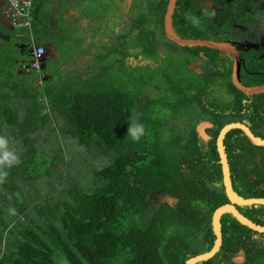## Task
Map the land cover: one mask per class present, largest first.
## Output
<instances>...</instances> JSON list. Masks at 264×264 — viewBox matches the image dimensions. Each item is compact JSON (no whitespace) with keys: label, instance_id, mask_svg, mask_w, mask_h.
I'll return each instance as SVG.
<instances>
[{"label":"trees","instance_id":"1","mask_svg":"<svg viewBox=\"0 0 264 264\" xmlns=\"http://www.w3.org/2000/svg\"><path fill=\"white\" fill-rule=\"evenodd\" d=\"M168 2L150 0L139 20L140 10H136L131 30L121 34L109 30L99 37L100 42H116L105 56L104 45L99 51V42L92 37L88 43L87 36L71 43L77 44L70 46L75 54L62 51V55H68L66 59L73 60L78 76L73 85L57 82L56 91L44 90L45 99L51 104V120L46 118L50 116L48 104L47 112L45 108L41 110L38 92L28 88L20 92L14 88L12 74L5 72L15 65L11 58H18L22 73L15 75L19 79L35 73L36 86L42 88L47 80L59 78L57 74H43L47 60L53 59L48 57L52 51L45 45L48 41L56 44V40L53 33L48 35L37 24L40 16L34 8L36 0L30 25L4 29L0 21V33L5 31L8 39L5 46L0 45V78L7 75L10 81L7 84L6 79L0 80V135L20 145L15 137L21 134L23 144L16 145L20 164L6 169L9 174L0 182V264H186L212 249L216 240L213 215L228 201L217 140L224 126L248 123L247 106L242 99L249 97L232 82V65L218 62L220 51L206 47L174 44L181 54L163 53L175 60V65L163 64L164 71L178 77L185 73L184 67L198 58L183 53L205 52L209 70L204 79L199 78L200 89L186 84L185 77L174 84L170 75L166 78L162 72L141 77L140 69L153 67L152 59L165 60H161L159 34L151 28H163ZM148 24L150 27H146ZM134 29L139 33L132 39ZM191 31L184 35L206 38L205 33ZM162 36L168 41L164 31ZM37 47L45 48L48 59H43L41 72L27 71L23 66L31 62ZM132 54L149 62L143 67L130 65ZM98 57L105 64L103 70L92 61ZM51 63L55 71L62 70L55 60ZM163 65L157 64L153 69L162 70ZM5 86L8 92L2 91ZM13 93L23 102L31 101L22 102L26 104L23 121L18 109L8 104L13 103ZM223 94L233 99H225ZM200 119L216 125L209 143L195 130ZM133 121L145 127V135L139 141L128 136ZM54 123L61 127L60 131L48 128ZM262 124L255 123L252 132L264 139ZM68 136L75 140L74 147H81L78 152L65 144ZM40 137L44 143H38ZM225 143L237 180L249 182L245 198H264V190L259 195L251 192L255 188L252 179L243 175L249 172L246 169L250 163L251 173L258 176V186H264V148L253 145L241 129L230 131ZM102 160L109 164L103 165ZM54 182L63 185L62 190L56 197L43 196V185L50 183L55 190ZM153 193L173 197L178 203L174 207L164 203L157 209L149 201ZM256 208L260 209L256 213L259 221L264 206ZM243 214L252 218L250 209ZM223 225L221 252L198 264H231L241 251L247 255V264H264V254H259V258L250 256L251 250L264 249V235L241 225L232 215L223 219ZM253 235H259L263 243L254 241ZM191 237L204 245L202 253L189 254L185 241Z\"/></svg>","mask_w":264,"mask_h":264},{"label":"flooded vegetation","instance_id":"2","mask_svg":"<svg viewBox=\"0 0 264 264\" xmlns=\"http://www.w3.org/2000/svg\"><path fill=\"white\" fill-rule=\"evenodd\" d=\"M125 1L126 0H124L123 2V7L125 10V13L123 15L124 18L122 17L121 19V22L124 24V30H125L123 33L131 30V25H132L130 24L131 19L137 18L136 10L137 9L140 10V13H138L139 17L137 18L139 20V18L142 16V14L145 12L147 8L145 0H141V1L133 0V5L129 9V16H128L130 22L127 25ZM153 1L158 3V0H153ZM164 1H167V0H164ZM174 10L175 12L173 15L172 26H173L174 32L179 38L184 39V40H206V41H212V42H217V43H222V44L227 43V44L232 45L237 50L241 58L240 79L242 83L248 88H254L258 90L264 88V31L262 30V28H264L263 27L264 0H177ZM255 12H258V13L260 12V14H256ZM192 21L195 26L191 25ZM197 26H201L202 30L206 34V38L204 39L195 38L194 39V38L188 37L187 35L186 36L184 35L188 33L190 29H192L191 31L192 33L199 31ZM146 27H150V25L148 24ZM157 28H160V27H157V26L152 27L151 31H155ZM161 29L162 31L165 32V35L168 39V41L165 40L167 42L166 44H170V43L173 44V47L172 45H170L169 47L171 49H174V46H175L174 44L176 43L171 41L168 38L166 34V29H165V22L163 24V28ZM138 33L139 31L137 29H134L133 37L137 35ZM105 41H107V39H105ZM113 43L115 42H110V41L105 42L104 48H103L104 56L106 55V52L108 51V48H106L105 46L108 44H113ZM159 46H160L159 47L160 53L162 54L163 57H166L165 54H163L164 51L162 52L160 49L162 48L161 45ZM177 46L175 47L178 48ZM179 47H182V46H179ZM130 53H137V51H130ZM179 54L181 53L177 51V55ZM186 54L191 55L190 53H186ZM192 55L198 58L196 60H192V62L188 66L184 67L183 70L185 71V73H183V75L179 74L180 76L178 77L182 79V77H186L190 75L194 79L199 81V78L204 79V74L207 73L209 70V67H208L209 65L206 62L208 56L205 52H199L196 55L195 54H192ZM218 58H219L218 62L225 61L226 62L225 65L227 67L232 65V82L234 83L233 74H234V67H235V57L233 55V52L220 51V54H218ZM137 60H139L138 63H136ZM128 61L130 65L140 66V67L142 66L140 64L141 63L140 61H142V58L140 56L137 58L135 54H132V56L129 57ZM194 62H198L201 65L198 70L191 69V66L194 64ZM101 68L102 70L103 68H105L104 62H103V65L101 63L100 69ZM187 72L195 73V74H186ZM77 74H78V71H77ZM213 88L215 90H218V86L216 87L214 86ZM208 89L212 91L211 86ZM206 91L207 93H209L207 88H206ZM244 94L249 97L247 99H242L243 102L247 106L248 123L247 124L239 123V124L246 126L252 132V128L255 123H257L258 125L260 123H263L262 125H264V92L254 93V94H246V93ZM223 96L225 97V99H229V100L233 99V97H228V94H223ZM234 96L236 95L234 94ZM203 122H209L213 125L212 128H208L206 130V133L210 136L209 141H211L212 135L210 132L216 129V125L212 121L200 119V122L196 124L195 126L196 131L199 127L198 125ZM233 124H237V123H233ZM226 138L224 140L225 146H226V143H225ZM209 141L208 142L204 141V142L209 143ZM217 145H218V140H217ZM226 152H227V157H228V162H229V167H230L232 190L234 194H236L238 197L245 198L247 194H245L244 192L248 191L249 182L241 183V181L243 180L241 181L237 180V170L233 169L232 160L229 156L230 154L228 152L227 146H226ZM248 168H249V172L244 173L243 175L247 176L246 178L252 179V183L255 188L251 192L252 193L256 192L255 194L259 195V192L264 190V186L263 185L258 186V176H256L254 173L253 174L251 173L252 166L250 163L248 164ZM213 183L215 182L213 181L212 184ZM216 185H215V188H216ZM223 186L225 190V195L227 196V199H228V201L224 205L234 206L246 218H248L249 220H251L257 225H261L264 227V214L261 216L259 221H258V216L256 214L258 213V211H260L259 208H256V206L258 205L240 206L236 203H232L226 192V188L224 185V177H223ZM216 189H220V188H216ZM211 191L215 192V189ZM249 199H256V198H249ZM249 209L252 211V218L243 214L246 210H249ZM226 216H229V215L224 214L221 220L222 231H223V226H224L223 219ZM257 234L264 235V233H257ZM252 239L256 242H259V243L261 242V237L259 235H253ZM215 242H214V245H215ZM214 245L212 249L214 248ZM223 245H224V234H223ZM222 247H221V250H222ZM221 250L217 253V255L221 252ZM209 260H206V261H209ZM231 264H247V255L244 253V251H241L238 255L234 256L232 258Z\"/></svg>","mask_w":264,"mask_h":264},{"label":"rangeland","instance_id":"3","mask_svg":"<svg viewBox=\"0 0 264 264\" xmlns=\"http://www.w3.org/2000/svg\"><path fill=\"white\" fill-rule=\"evenodd\" d=\"M39 5V4H38ZM133 5V0H126L125 1V9H126V17H127V25L129 24V22H130V20H129V18H128V16H129V9H130V7ZM256 14H260V12L258 13V12H255ZM152 20L153 19H151V21L149 22L150 24H152V23H154V22H152ZM4 23L6 24V21H4ZM191 25H193V26H195L194 25V23H193V21L191 22ZM198 27V30L199 31H196L195 33H197V34H201V33H204V31L202 30V28H201V26H197ZM263 27H264V21H263ZM262 30L264 31V28H262ZM158 34H159V38H158V41H159V43H160V45H161V47L162 48H160L161 49V51L163 52H165L166 54H168V55H177V51H179L180 53H182L181 52V50L179 49V48H176L175 46H174V49H171L169 46L170 45H172V47H173V44H166L167 42L165 41V39H164V37L162 36V29H161V27L160 28H157L156 30H155ZM132 39L133 38H135V37H131ZM41 39V41H43V42H46V40H45V38H40ZM105 42H109L108 41V39H107V41H105ZM116 43V42H115ZM115 43H113V44H108V45H106L105 47L106 48H113L114 46H115ZM99 44H102V42H100ZM87 45V43L85 42L84 43V46H86ZM70 46H77V44H66L65 46H64V49H63V52H66V53H68V54H75L76 53V51H71V48H70ZM100 49H101V47L103 48V45L102 46H98ZM97 48V47H96ZM99 49V51H101ZM176 49H177V51H176ZM128 49H126L125 51H124V55H125V53H126V51H127ZM163 52V53H164ZM83 53H84V51H83ZM161 54V53H160ZM184 55H186V53H183ZM192 55V54H191ZM190 55V56H191ZM65 56H68V55H65ZM163 58H165V60H164V62H161L160 60H158V61H156L155 59H152V62L150 63V64H152L153 65V67H151L150 69H148V68H141L140 69V75H141V77H143V75H146V74H148L147 76H153V75H157V74H159V73H163L164 75H165V77L166 78H168V75H170V78H172V82L174 83V84H178L179 82H181V80H180V78H178V77H176V76H173V75H171V74H169L168 72H165L164 71V65L163 64H165L166 62H169L171 65H175V60L174 59H171L170 57H163L162 56V54H161V60L163 59ZM202 58V57H201ZM19 60V59H18ZM17 60V63L18 64H16L15 63V65L13 66V65H11V69H6V73H11L12 74V81H13V85H14V88H18V90L20 91V92H23L24 90H26L27 88L29 89V90H33V91H35V92H38V96H39V99H40V105H41V110L42 109H44V112H47V104H48V112L50 113V116L49 117H46L48 120H51V118H52V112H51V104L49 103V101H48V99L46 100L45 99V92H44V90L45 89H47V88H51L53 91H56L57 90V88H56V83H57V78H54V79H49V80H47L46 82H44V86L42 87V88H38L37 86H36V79H37V75L35 74V73H29V74H26V75H24V76H21L20 77V79H19V76H16L15 75V73H17V74H19V73H22V71H21V69H20V63H19V61ZM52 60V59H51ZM51 60L50 59H48L47 60V62H48V64H47V67H46V69H44V71H43V74L44 75H47V76H54V75H58V77H59V83L60 84H66V83H69V84H71V85H73V83H72V79L69 77L74 71H73V65H74V63H73V60L71 61V60H68V59H65L64 57H61V58H59L57 61H56V65L58 66V67H60L61 66V71L60 72H57V70L55 71V66H54V64H52L51 63ZM139 62V60H137L136 61V63H138ZM141 63V65H145L146 63H148L149 61H147V60H144V59H142V61H140ZM158 64V66H162L163 65V68H162V70H157V69H153L156 65ZM200 64L198 63V62H194V64L191 66V69H193V70H198L199 68H200ZM141 67H143V66H141ZM143 70H144V73H143ZM0 72L2 73V70H0ZM7 78V75L6 76H2L1 75V78H0V80H5ZM170 78H169V80H170ZM6 81V83L8 84L10 81H9V79H6L5 80ZM185 83L186 84H188V85H194V87L197 89H200V87H201V82L200 81H195L194 80V78L192 77V76H186L185 77ZM5 89H2V91L4 92V91H6V92H8V86H5L4 87ZM27 89V90H28ZM10 91V90H9ZM169 101H172V99L171 100H169ZM23 99L22 98H15L14 97V93H13V103L11 102V101H9L8 102V104H10L11 106H13V108L14 109H18V112H19V117H20V121H23V119L25 118V114H26V112H25V110H26V104H23V103H25V102H23ZM27 104H30L31 103V101L29 100L28 102H26ZM56 123H54V124H49L48 125V128L49 129H52V130H57V131H60V129H61V127L59 128L57 125H55ZM201 124V123H200ZM199 124V125H200ZM198 125V126H199ZM7 133H9V132H7ZM11 134L13 133V129H12V131L10 132ZM31 138H32V140L34 139V134L31 136ZM15 139L17 140V142H18V144H20V145H17L16 144V142H11L10 143V148L12 149V150H14L15 152L17 151V147H16V145L19 147V146H21V145H23L22 144V140H21V134H17V137H15ZM59 140V138H57L56 139V141H58ZM38 143H44V139H43V137H40V139L38 140ZM38 143H37V139H36V145H38ZM65 144L68 146V147H74V145H75V140L73 139V138H71L70 136H68L67 138H66V140H65ZM71 145V146H70ZM81 149V147H79V146H75L74 148H73V150L75 151V152H78L79 150ZM66 150H67V148H66ZM53 155V154H52ZM95 163H97V164H100V162L99 161H95ZM101 163L103 164V165H105V164H109V163H107V160H102L101 161ZM61 168H62V170H64V169H66L65 167H63V166H60ZM246 170H249V168H248V166H247V169ZM251 172H252V170H251ZM52 182V181H51ZM50 182V183H51ZM50 183H46V185H43V189H42V194H43V196H52V197H56L57 195H58V191H60V190H62V187H63V185H60L58 182H54V188H55V190H53L52 188H50ZM75 183V182H74ZM38 185V184H37ZM57 189V190H56ZM30 191H32V192H35V191H33V190H30ZM30 191H29V194H31L30 193ZM32 195V194H31ZM149 201H150V204H151V206L152 207H155V208H157V209H159L164 203H168L170 206H172V207H174L175 205H177V203H178V199H175V198H173V197H170V196H167V195H165V194H162V193H156V194H151L150 195V199H149ZM185 243L187 244V246H188V252H189V254H199V253H202V251H203V248H204V245L203 244H201V242H200V240L199 239H197V238H194V237H191V238H189V240H187V241H185ZM203 254V253H202ZM259 254H264V249L263 248H261V249H259V250H251L250 251V256L251 257H253V258H259L260 256H259ZM59 258H61L60 256H58V258L57 259H59ZM250 260L252 261V258H250ZM62 261V260H61ZM65 264H67L66 263V261H63ZM60 264H63L62 262L60 263ZM214 264H216L215 262H214Z\"/></svg>","mask_w":264,"mask_h":264},{"label":"crops","instance_id":"4","mask_svg":"<svg viewBox=\"0 0 264 264\" xmlns=\"http://www.w3.org/2000/svg\"><path fill=\"white\" fill-rule=\"evenodd\" d=\"M149 1H146V5ZM160 1L163 2L164 0H158V3ZM123 2L124 0H36L34 8L40 16L37 24L42 30L47 31L48 35L53 33L52 37L56 40V44L51 45L52 41H48L45 45L48 51H52V54L49 55L53 57L52 60L57 61L59 58L65 57L62 55L64 46L76 43V39L83 36L88 37V43L93 41L92 37H95V41L100 43L99 37H104V34H108L109 30H113L114 34H121L120 32L124 31V24L121 22L125 13ZM8 5L9 1L0 0V21L3 22V28H19V25L12 24V20L3 14L4 9H8ZM4 21H6V24ZM101 41L102 44L99 45L98 43V46L105 44V39ZM7 42V36L3 31L0 33V45L5 46ZM8 49H10L9 46ZM90 57L93 58V55ZM15 59L18 60V58H11V61L17 63ZM18 61L20 62V60ZM91 65L92 63L88 66ZM73 71L69 76L72 83L75 81V77L78 76L74 66ZM57 80L59 82V78Z\"/></svg>","mask_w":264,"mask_h":264},{"label":"water","instance_id":"5","mask_svg":"<svg viewBox=\"0 0 264 264\" xmlns=\"http://www.w3.org/2000/svg\"><path fill=\"white\" fill-rule=\"evenodd\" d=\"M177 0H170L168 5V10L165 17V29L168 38L175 42L177 45L182 47H208L212 49H216L219 51L225 52H233L235 57V67H234V74H233V81L234 85L242 92L246 94H254V93H261L264 92V88L258 90L254 88L246 87L241 79H240V71H241V58L237 50L230 44L227 43H217L212 41L206 40H184L179 38L173 30L172 22H173V15L175 12V5ZM22 27V25H20ZM213 125L209 122H203L199 125L197 132L204 141L208 142L210 140V136L206 133L208 128H212ZM233 129H241L243 130L246 135L249 137L252 144L257 147L264 148V140L255 136L249 128L242 124H230L223 128L221 131L219 138H218V151L220 154L222 169H223V177H224V185L226 188L227 195L232 203H236L239 205H263L264 206V199H238L237 195L234 194L232 190L231 184V174H230V167L226 152V146L224 144V140L227 134ZM224 214L232 215L236 220L243 226H246L257 233H264V227L261 225H257L245 216H243L234 206H224L219 208L214 215L213 218V228L216 235V242L214 248L206 253L195 256L189 259L186 264H198L203 261L209 260L214 258L217 253L221 250L223 245V231H222V217Z\"/></svg>","mask_w":264,"mask_h":264},{"label":"clouds","instance_id":"6","mask_svg":"<svg viewBox=\"0 0 264 264\" xmlns=\"http://www.w3.org/2000/svg\"><path fill=\"white\" fill-rule=\"evenodd\" d=\"M14 25H19V28H21L20 25H22V27L24 26L23 23H14ZM46 57H47V55H45L42 58V60H41V67H42V64H43V59H46ZM48 57H49V55H48ZM32 60H33V58L31 59V61ZM92 61L95 63L96 66H98L99 68L101 67V60L99 59V57L96 58V59L94 58ZM144 135H145V127H144L143 124L138 123L136 121H133L132 123L129 124L128 136L133 141H139L141 139V137H143ZM9 145H10L9 137L6 136V135H0V182H3V180L9 174L6 169H11V168L19 165L20 162H21L20 161V157L18 156V154L14 150H12ZM239 198L240 199H246V200L249 199V198H244V197H242V198L241 197H238V199ZM256 199H264V198H256ZM224 206H227V205H222L221 207H224ZM240 206H242V205H240ZM244 206H251V205H244ZM259 206H263V205H259ZM221 207H219V208H221ZM12 211L14 213V210H12ZM213 218H214V216H213Z\"/></svg>","mask_w":264,"mask_h":264},{"label":"built area","instance_id":"7","mask_svg":"<svg viewBox=\"0 0 264 264\" xmlns=\"http://www.w3.org/2000/svg\"><path fill=\"white\" fill-rule=\"evenodd\" d=\"M9 1L8 9L5 10L6 17L13 21H22L24 26L30 25L32 21V7L34 0H7ZM46 51L44 47H37L33 52V60L24 65V69L29 71L33 69L41 72V59Z\"/></svg>","mask_w":264,"mask_h":264},{"label":"bare ground","instance_id":"8","mask_svg":"<svg viewBox=\"0 0 264 264\" xmlns=\"http://www.w3.org/2000/svg\"><path fill=\"white\" fill-rule=\"evenodd\" d=\"M5 10H6V9H4L3 14H4V16L6 17Z\"/></svg>","mask_w":264,"mask_h":264}]
</instances>
